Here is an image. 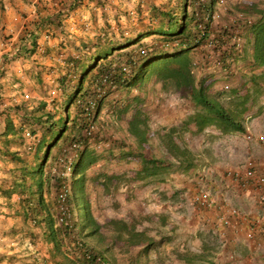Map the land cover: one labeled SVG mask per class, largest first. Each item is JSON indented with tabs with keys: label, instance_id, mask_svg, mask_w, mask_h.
<instances>
[{
	"label": "rangeland",
	"instance_id": "obj_1",
	"mask_svg": "<svg viewBox=\"0 0 264 264\" xmlns=\"http://www.w3.org/2000/svg\"><path fill=\"white\" fill-rule=\"evenodd\" d=\"M62 1L66 3L67 0H0V11L13 8L16 14L14 17L6 14L4 20L0 18V23L4 25L11 23L15 25V28L10 29L0 24V42L3 43L0 48L5 50L2 54L0 49V55L4 56L14 50L21 36H25L26 30L32 28L36 5L40 4L42 12L56 8L66 10L68 5L61 4ZM216 3L209 20L206 19V14L202 13L197 14V19L204 18V22L209 21L208 34L211 37L206 40L215 38L214 40L218 39L219 43L226 35L223 33L224 29H231L233 25L237 28L231 31L233 35L241 38L240 41L245 40L247 27L243 30L242 25L237 24V18L248 14L254 20L256 15L251 12L254 5L264 9V0H217ZM174 4L175 0H81L70 11L66 10L67 14L62 17L59 26L42 31L34 54L11 59L1 56L0 110L6 106L18 105L19 112L17 115L12 114L17 125L19 123L17 116L31 112L39 101L46 102V111L50 110L56 112V116L59 114L63 116L64 113L59 106L65 95L59 89V79L68 76L72 84L77 81V76L73 75L69 63L70 57L84 59L95 49L94 43L116 44L125 38H133L154 24L151 17L154 7L163 9ZM152 38L154 37L145 36L129 48L138 51L140 50L138 43L149 44ZM116 52L107 59L116 58ZM191 54L196 61L191 72L197 81L205 80L210 84L211 94H216L220 90L228 94L232 88L237 87L240 94H243L248 89L250 99L246 100V109L238 119L241 128L226 130L223 125L216 124L197 130L191 118L195 109L187 91L162 89L161 85L157 84L155 76L150 77L138 89L133 86L128 92L126 88L112 89L114 91L106 96L99 117L94 122L92 128L94 132L101 128L103 122L112 124L113 116L109 104L112 106L114 100L126 103L128 98L139 94L143 99L141 108L146 117L147 134L151 136L147 143L150 152L144 144L145 155L167 158L168 154L160 146L156 134L163 132L164 129L176 127L175 141L180 146H187L190 149L195 164L193 168L182 171L176 162H172L166 181L158 182L157 177L147 182L140 181L137 173L141 160L137 157L119 158L116 149L119 141L136 146L134 137L127 133V120L131 117L135 102L126 116L117 119L112 126L102 127V134L103 131L106 133L103 135L106 139L116 140L115 143L111 141L114 150L111 153H104V156L87 170L83 187L92 213L101 225L102 242L110 248L114 264H182L183 261L176 257L177 252L181 250L190 254L202 250L209 251L216 264H264L262 225L264 204L260 203L261 190L255 189L254 186L248 189L241 188L227 179L234 171H242L249 159L264 168V94L261 96H255L252 92L249 94L252 82L249 80L251 73L246 62L239 61L233 64L232 68L222 70L221 65L214 63L219 60L217 54H212L203 42L192 50ZM205 57L208 58L207 62ZM69 71L70 74H67ZM52 90L55 92L52 93ZM182 92L186 93L183 95ZM226 101L227 108L231 109L232 103L229 99ZM69 112L70 115L74 113V104L70 106ZM185 119H189L188 127L182 126ZM2 128L3 120L0 119V131ZM33 128L36 132L29 135L27 130L30 132ZM40 133L37 126L30 127L26 124L21 129L20 140L12 142L11 149L23 155H30L39 147ZM248 135L251 138H248ZM260 135L263 136V140L258 139ZM28 146H32L30 152H27ZM103 148L104 145L99 144L96 150L100 153ZM9 166L10 163L0 160L2 187L9 183L7 172ZM53 172L58 173L57 166ZM66 176L69 182V173ZM225 190L228 192L225 193ZM202 192L209 193L214 199L210 206L202 208L198 206L195 198ZM239 197L241 199L236 202ZM246 198L257 206L255 207L257 218L252 221L248 219L249 211H243ZM11 199L15 201L18 196L13 195ZM228 200L230 203H226ZM217 202L219 215L225 212V216L231 222L230 225L219 223L218 215L214 217L217 222L213 221L212 228L200 226L201 221L197 222L199 227H191L194 230L192 233L195 234L192 236L196 237L192 238L191 243L188 237L183 239L173 224L179 223L182 218L184 222L190 218L193 220V216L198 219L201 212H205ZM231 209L237 210L240 217L247 215L248 222L240 225L238 217L228 213ZM159 216L166 218L164 228L159 223ZM124 226L145 231V240L140 244H133L118 231ZM227 228L234 231L229 236ZM236 228L238 230H235ZM20 229L19 217L12 214L5 204L4 197L0 196V264H57L49 257L48 246L41 237H36L32 241L28 237H22L19 234ZM240 229L243 231L241 234ZM167 233L169 235H166ZM231 235L233 239L230 238ZM220 253L222 254L219 256ZM218 256L223 260L221 263L218 262Z\"/></svg>",
	"mask_w": 264,
	"mask_h": 264
},
{
	"label": "trees",
	"instance_id": "obj_2",
	"mask_svg": "<svg viewBox=\"0 0 264 264\" xmlns=\"http://www.w3.org/2000/svg\"><path fill=\"white\" fill-rule=\"evenodd\" d=\"M80 1L67 0L61 4L68 5V12ZM216 2L217 0H175V4L169 8L154 7L151 14L154 24L147 30L116 44L94 43L95 49L84 59L70 57L69 63L77 81L72 84L68 76L59 79V89L65 95L59 106L63 116L46 111V102L39 101L31 112L17 116V125L12 114L17 115L18 105L6 106L0 110V119L3 120L0 160L10 163L7 169L9 183L6 187L0 186V196L4 197L12 214L19 217V234L32 241L41 237L48 246L49 257L57 264H114L110 248L102 242L101 225L85 198L83 186L87 170L104 153L114 150L111 141L115 143L116 140L106 139L103 136L106 133L103 131L102 134V127L112 126L117 119L126 116L133 102L135 105L127 120V133L134 137L136 146L119 141L116 149L119 158L137 157L141 160L138 179L147 182L157 177L158 182H164L172 162H176L182 171L195 165L190 149L175 141L176 127L156 134L160 146L168 154L167 158L145 155L144 144L150 152L147 143L151 136L147 134L146 117L141 108L143 99L139 94L128 98L126 103L114 100L111 106L107 102L113 116L112 124L103 122L101 128L94 132V122L99 117L106 96L114 91L112 89L126 88V92L132 86L138 89L150 77L155 76L162 89L187 91L195 109L191 118L197 130L216 124L223 125L226 130L240 129L238 119L246 109V100L250 99L248 89L243 94H240L238 87L232 90L229 88L228 94L223 90L211 94L209 83L205 80L197 81L191 72L196 65L191 51L203 42L212 54H217L219 60L214 63L221 65L222 70L232 68L236 62H246L251 73L249 80L252 82L249 94H264V9L254 5L251 10L256 15L254 20L248 14L237 18V24L242 25L243 30L247 27L245 40L240 41L241 38L233 35L231 31L237 29L233 25L231 29H224L223 33L226 35L221 43L209 46V39L206 40L211 37L208 34L209 21L204 22V18L198 20L197 14H206V19L209 20ZM66 10L56 8L42 12L40 4L36 5L32 28L26 30L25 36H21L15 52L11 55L6 53L3 58L29 57L34 54L42 31L59 26L62 17L67 14ZM148 35L154 37L149 44L138 43V51L129 48ZM113 52L117 53V57L107 59ZM205 61L208 58L205 57ZM183 93L186 92L181 94ZM225 97L232 103L231 109L227 108ZM72 104L74 113L70 115L69 108ZM236 108L239 110L235 111ZM188 121L189 119H185L182 126L188 127ZM26 124L30 127L37 126L41 132L39 147L30 155L11 149V143L20 140L21 129ZM27 132L30 135L36 129ZM99 144L105 147L100 153L96 150ZM31 149L32 146H28L27 152ZM55 166L58 173L53 172ZM13 195H17L18 199L12 201ZM159 218V223L164 228L166 218ZM118 231L133 244H140L146 237L145 231L125 226ZM182 251L176 254L179 261H183L182 264H216L209 251L202 250L194 254Z\"/></svg>",
	"mask_w": 264,
	"mask_h": 264
},
{
	"label": "built area",
	"instance_id": "obj_3",
	"mask_svg": "<svg viewBox=\"0 0 264 264\" xmlns=\"http://www.w3.org/2000/svg\"><path fill=\"white\" fill-rule=\"evenodd\" d=\"M216 42L217 40L210 39L208 40L207 45L210 46ZM51 92L54 93L55 90H52ZM247 137L251 138L250 135H248ZM258 139L263 140V136L260 135ZM230 176L232 181L241 188L248 189V187L254 186L255 189H260V203L264 204V193L262 192L264 190L262 188L264 187V168L261 165H257V162L249 159L245 162L242 171H234ZM195 199L200 208L210 206L214 201V199L207 192L198 194ZM228 213H230V215L232 216L238 217V222L241 224H244L245 221L246 223L248 222L247 215L240 217V213L235 209H231L230 212L228 210ZM219 216V223H222L223 225H230L231 222L225 216V212L221 213Z\"/></svg>",
	"mask_w": 264,
	"mask_h": 264
},
{
	"label": "crops",
	"instance_id": "obj_4",
	"mask_svg": "<svg viewBox=\"0 0 264 264\" xmlns=\"http://www.w3.org/2000/svg\"><path fill=\"white\" fill-rule=\"evenodd\" d=\"M34 9H35V7H34ZM76 11L78 10V8H76L75 9ZM34 11V10H33ZM31 12H29V14H30ZM8 15V16H13V15H15L16 16V14H15V9H13V8H11V9H8L7 11H0V18H2L3 20H4V15ZM14 17V16H13ZM9 21V20H8ZM2 26L4 25L3 23H0ZM1 26V27H2ZM4 26H6V27H9L10 29H12V28H15L14 26V23H11V25H4ZM19 27V25H17L16 26V28H18ZM4 31H5V29H3ZM10 32H12L11 30H9ZM0 45L2 46L3 45V43L2 42H0ZM0 46V47H1ZM16 48H17V46H16ZM16 48L14 49V50H12L9 54L11 55V54H13L14 53V51L16 50ZM1 49V48H0ZM5 50H4V48L3 49H1V52H2V54H3V52H4ZM0 52V53H1ZM6 53V52H5ZM1 56H2V58H3V55H0V59H1ZM171 176V175H170ZM227 179H229L228 180V182H230L231 183V179L230 178H227ZM231 180V181H230ZM233 183V182H232ZM235 184V183H234ZM186 185H189V184H186ZM231 187H233V186H231ZM189 187H187V189H188ZM263 189H264V187H262ZM228 191L227 190H225V193H227ZM263 193H264V190L262 191ZM222 195H224L223 193H222ZM227 194H225V196H226ZM239 199H241V197H239V198H237L236 199V202H239L238 200ZM247 199V198H246ZM249 199H247L246 200V202H244L243 203V206H244V210L243 211H249L248 212V214H249V218L248 219H251V221L252 220H254V218H257L256 216H255V212L257 211L256 209H255V207H257L256 206V204H252L250 201H248ZM229 201V200H228ZM226 203H230V201L229 202H226ZM218 202L217 203H215L214 205H212V207H210L209 209H207L205 212H201L202 214H200L201 215V217L199 218L198 217V219H196V217H192V219L193 220H191V218L189 219V220H187V222H184V219L182 218L180 221H178L179 223H176V224H173L175 227H177V229H178V233L180 234V235H182L183 236V239H186L185 237H188V240H189V243H191L193 240H192V238H196L195 236H192L194 233H192L194 230H192L191 229V227L192 228H196V227H199V224H200V226H204L205 228H212L213 227V221H214V223H216L217 222V220L214 218L215 216H218L219 215V211H218V209H219V206H218ZM194 212V211H193ZM263 216H262V218L264 217V212H263V214H262ZM198 220V221H196V220ZM199 221H201V223H197V222H199ZM191 224V225H190ZM240 224V223H239ZM240 225H242V224H240ZM262 225L264 226V219H262ZM228 229V231L229 232H227V235L229 236V234H232L234 231H231L229 228H227ZM226 229V230H227ZM232 230H234V229H232ZM235 230H238V228H236ZM178 233H176V236H177V234ZM241 233H243V231H242V229H240V233L239 234H241ZM195 235V234H194ZM236 235V234H235ZM233 235H231L230 236V238H232L233 239V237H232ZM235 237V236H234ZM182 239V240H183ZM191 239V240H190ZM183 241H185V240H183ZM187 241V240H186ZM185 243V242H184ZM230 243V242H229ZM222 253H220L219 254V256L221 255ZM219 256L217 257V259H218V262H222L223 260L222 259H220L219 258ZM224 264V263H223Z\"/></svg>",
	"mask_w": 264,
	"mask_h": 264
},
{
	"label": "clouds",
	"instance_id": "obj_5",
	"mask_svg": "<svg viewBox=\"0 0 264 264\" xmlns=\"http://www.w3.org/2000/svg\"><path fill=\"white\" fill-rule=\"evenodd\" d=\"M230 179H231V177H230ZM232 180V179H231Z\"/></svg>",
	"mask_w": 264,
	"mask_h": 264
}]
</instances>
